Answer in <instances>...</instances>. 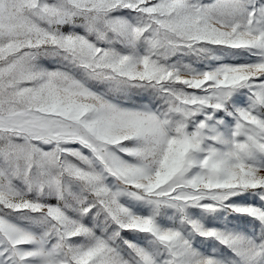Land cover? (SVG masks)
Returning a JSON list of instances; mask_svg holds the SVG:
<instances>
[{"label": "snow or ice", "instance_id": "snow-or-ice-1", "mask_svg": "<svg viewBox=\"0 0 264 264\" xmlns=\"http://www.w3.org/2000/svg\"><path fill=\"white\" fill-rule=\"evenodd\" d=\"M0 264H264V0H0Z\"/></svg>", "mask_w": 264, "mask_h": 264}]
</instances>
